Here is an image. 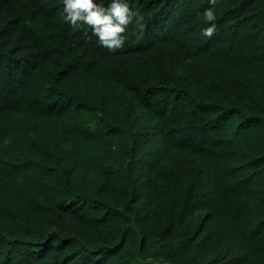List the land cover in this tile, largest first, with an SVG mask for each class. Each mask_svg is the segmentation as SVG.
I'll list each match as a JSON object with an SVG mask.
<instances>
[{
  "label": "trees",
  "instance_id": "1",
  "mask_svg": "<svg viewBox=\"0 0 264 264\" xmlns=\"http://www.w3.org/2000/svg\"><path fill=\"white\" fill-rule=\"evenodd\" d=\"M135 6L0 0V264H264V0Z\"/></svg>",
  "mask_w": 264,
  "mask_h": 264
},
{
  "label": "clouds",
  "instance_id": "2",
  "mask_svg": "<svg viewBox=\"0 0 264 264\" xmlns=\"http://www.w3.org/2000/svg\"><path fill=\"white\" fill-rule=\"evenodd\" d=\"M139 3L140 0H62L60 16L73 29L90 31L98 45L115 51L125 46L129 25L144 28V16L135 6ZM209 3L215 5L216 0ZM202 15L205 26L200 33L210 38L217 31L214 7L206 8Z\"/></svg>",
  "mask_w": 264,
  "mask_h": 264
}]
</instances>
